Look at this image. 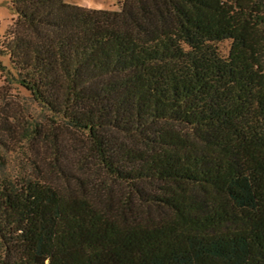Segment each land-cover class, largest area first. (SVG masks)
Listing matches in <instances>:
<instances>
[{"label":"trees","instance_id":"1","mask_svg":"<svg viewBox=\"0 0 264 264\" xmlns=\"http://www.w3.org/2000/svg\"><path fill=\"white\" fill-rule=\"evenodd\" d=\"M9 2L0 91L46 122L7 110L0 147L46 148L16 173L0 152V264H264L259 5Z\"/></svg>","mask_w":264,"mask_h":264},{"label":"rangeland","instance_id":"2","mask_svg":"<svg viewBox=\"0 0 264 264\" xmlns=\"http://www.w3.org/2000/svg\"><path fill=\"white\" fill-rule=\"evenodd\" d=\"M67 2L80 5L83 7L91 9H119V0H66ZM259 7L264 12V0H254ZM16 15L13 9L10 6L9 0H0V40L2 39L5 30L13 23ZM219 50L221 54L225 55L228 52L229 41H224L219 44ZM262 63L264 65V57H262ZM0 65L9 67L8 69L12 70L9 66V60L6 55L0 54ZM13 71V70H12ZM3 74L0 70V86L3 84ZM15 114V116L21 118L20 124L23 122L26 125V121L32 122L37 120L45 124L46 114H40V107L34 103L31 99L30 94L17 85L15 82L8 83L7 87L0 91V114H3L6 111ZM17 124V122H15ZM44 128V127H43ZM5 138H17L16 136ZM19 138V137H18ZM22 138V137H20ZM10 146L13 150L8 148L0 147V152L4 155L6 159V170L11 173H16L18 171H28L30 170L27 162L31 159H36L41 156V153L44 152L46 148L44 144L37 143L34 146L26 143L22 145L21 148L17 147V144L10 143ZM36 146V148H35ZM65 153L67 155L68 164L72 166L73 159L75 154L71 148L66 149ZM40 154V155H39ZM40 167L43 171H46L43 165L40 163ZM46 169V170H45Z\"/></svg>","mask_w":264,"mask_h":264}]
</instances>
